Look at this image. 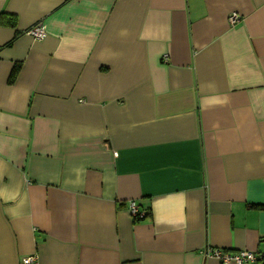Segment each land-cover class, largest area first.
<instances>
[{
	"label": "crops",
	"instance_id": "obj_1",
	"mask_svg": "<svg viewBox=\"0 0 264 264\" xmlns=\"http://www.w3.org/2000/svg\"><path fill=\"white\" fill-rule=\"evenodd\" d=\"M209 249L264 253V0H0V264Z\"/></svg>",
	"mask_w": 264,
	"mask_h": 264
},
{
	"label": "built area",
	"instance_id": "obj_2",
	"mask_svg": "<svg viewBox=\"0 0 264 264\" xmlns=\"http://www.w3.org/2000/svg\"><path fill=\"white\" fill-rule=\"evenodd\" d=\"M237 20L236 15H231L228 18L230 26H232ZM33 39L41 41L44 36V30L40 26H35L26 32ZM128 212L132 218L141 217L142 214L138 211L137 205L134 202L128 204ZM205 257L209 259H214L221 264H245V263H255L258 261H264V253L262 252H252V251H238L230 253L220 249H209L203 253ZM34 260V257H28L22 260L24 264H29Z\"/></svg>",
	"mask_w": 264,
	"mask_h": 264
},
{
	"label": "trees",
	"instance_id": "obj_3",
	"mask_svg": "<svg viewBox=\"0 0 264 264\" xmlns=\"http://www.w3.org/2000/svg\"><path fill=\"white\" fill-rule=\"evenodd\" d=\"M14 75H15V71L11 74L10 78H13Z\"/></svg>",
	"mask_w": 264,
	"mask_h": 264
}]
</instances>
